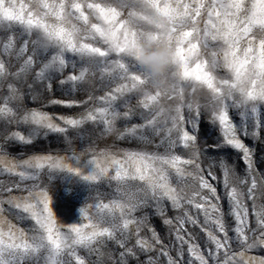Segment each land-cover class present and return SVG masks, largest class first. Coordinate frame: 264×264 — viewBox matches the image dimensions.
<instances>
[{
	"label": "snow or ice",
	"instance_id": "snow-or-ice-1",
	"mask_svg": "<svg viewBox=\"0 0 264 264\" xmlns=\"http://www.w3.org/2000/svg\"><path fill=\"white\" fill-rule=\"evenodd\" d=\"M161 39L175 46L165 85L144 73L136 55L141 41ZM0 46V153L17 142L32 144L45 130L64 138L74 162L33 156L4 171L32 181L45 168L64 171L95 193L79 210L87 223L60 226L40 183L23 202L9 199L17 218H31L37 228L27 238L11 226L0 230V264H264V256H247L264 248V203L257 204L264 178L257 179L253 149L242 139L264 143V0H0ZM54 86L68 99L52 103L82 108L77 116L53 118L27 108L29 96ZM202 120L219 135L204 138ZM86 124L93 125L90 142L77 153L72 133L80 138ZM97 128L101 137L154 150L97 152ZM232 150L246 165L242 171ZM205 165L212 179L217 165L223 174L228 214L210 199L221 197L205 179ZM105 183L113 191L101 192ZM189 206L222 233L208 231L206 254L182 235L185 223H197ZM150 215L175 238L158 234ZM185 244L195 260L184 259Z\"/></svg>",
	"mask_w": 264,
	"mask_h": 264
},
{
	"label": "rangeland",
	"instance_id": "rangeland-1",
	"mask_svg": "<svg viewBox=\"0 0 264 264\" xmlns=\"http://www.w3.org/2000/svg\"><path fill=\"white\" fill-rule=\"evenodd\" d=\"M25 3L28 0H24ZM2 47V46H0ZM102 95L103 93H98ZM73 96H76L77 93L73 92ZM68 99V92L62 90L60 87L54 86V90L47 91L46 89L41 88L39 93L36 94L35 99L32 96H29L25 101L27 108L36 110L38 112L46 113L48 116L56 118L60 116H77L83 109L80 107L73 106L72 108L67 107L64 104H55L52 103L53 100ZM135 100H133V104ZM238 120L239 117H236ZM54 123H60L63 126L62 122L54 119ZM133 122H139L134 119ZM201 134L204 138L214 139L216 135H219V130H213L207 120H202L199 124ZM84 133L80 138H76V134L72 133L73 137V148L77 153H80L85 147L88 146L90 140L88 138L89 132L93 129V125L86 124L84 125ZM13 130H19L13 128ZM40 135L39 138L34 139L32 144H21L16 143L8 149V154L4 155L0 153V230L7 232L11 226V231L13 233L19 234L20 230H23V235L25 238L35 234L34 230L37 228L35 221L31 218L18 219L15 215L16 209L12 205L7 203L9 199L13 202H23V198L28 197L29 193L27 191L33 183H40L43 188H45L51 198V207L56 219L57 226L60 225H70L75 223H87V220H84L80 217V209L88 203H92V196L95 194L94 189L85 181L81 180L79 177H76L70 173L64 171L54 170L51 173H48L47 168L43 169L41 172L40 181L32 180H21L18 175L9 174L4 171L6 165H11L13 163H18L19 161L27 160L33 156H54L64 158V162L68 164H73L74 162L68 159L72 156V151L68 150V145L64 141V138L57 133L48 132L47 135ZM71 132V130H70ZM26 135V133H23ZM92 139L95 140V148L97 152H100L102 149H111L112 152L117 155L122 156V153L119 152L120 149H135V150H146L153 151L154 148L150 144L140 145L136 141L131 140H118L114 136H100V129L95 130V135L92 136ZM243 142L253 149V160L255 161V170L257 172V179L260 177L259 173L264 172V143H261L260 140H253L250 137H242ZM2 143V141H0ZM232 158L236 160V155L234 150H232ZM209 163H212L210 160ZM236 163L239 165L240 170L242 171L246 165H244L243 160H236ZM91 166L89 165V168ZM20 171V169H16ZM208 171L207 166L205 165V179L213 187L217 189V195L221 199L216 200L211 198L213 203H218L221 207V211L224 214L229 213V202L223 187V174L219 170L218 165L213 169V175L217 178L212 179L206 175ZM50 176V179H49ZM19 184V188H17ZM5 188L11 189L10 192L5 191ZM39 189H35V193H39ZM101 192H110L113 189H110L107 184L100 186ZM206 191V190H205ZM35 197L29 202H34ZM249 207V227L255 225V217L251 214V201L246 202ZM264 203V200H257V204ZM11 209V211H9ZM189 215H192L197 223L195 225L191 223H185L184 228L187 230L184 235L186 240H189L190 243H195L199 247V251L202 254H206L210 248L208 241V231L211 230L214 234L222 236V233H218L215 229V225L211 224L205 225L204 214L202 211H197L193 207H188ZM146 212H154L155 209H145ZM27 215V214H25ZM140 215V213H137ZM168 215L169 217L175 215L171 211V205L168 204ZM214 218V217H213ZM228 222L235 227V221L229 215L225 217ZM149 220L151 226L155 227L158 234H163L167 240H172L175 238V232L173 231L172 235L169 236L168 226L164 225L162 220L157 215H150ZM175 225V222H174ZM196 233V236L199 238H191V233ZM230 235L234 233L230 232ZM178 246V245H177ZM214 248V245L211 246ZM188 244L184 245V259L195 260V257L187 251ZM223 250L221 251L222 254ZM174 254V253H170ZM247 256L261 257L264 256V248H257L249 253ZM198 264V262H196Z\"/></svg>",
	"mask_w": 264,
	"mask_h": 264
},
{
	"label": "clouds",
	"instance_id": "clouds-1",
	"mask_svg": "<svg viewBox=\"0 0 264 264\" xmlns=\"http://www.w3.org/2000/svg\"><path fill=\"white\" fill-rule=\"evenodd\" d=\"M175 46L165 39L140 42L136 53L144 73L155 83L165 85L173 68Z\"/></svg>",
	"mask_w": 264,
	"mask_h": 264
}]
</instances>
